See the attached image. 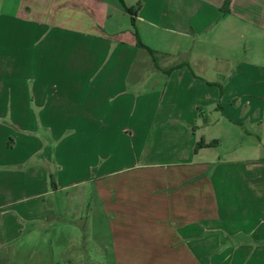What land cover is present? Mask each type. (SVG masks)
Listing matches in <instances>:
<instances>
[{"label":"crops","instance_id":"obj_1","mask_svg":"<svg viewBox=\"0 0 264 264\" xmlns=\"http://www.w3.org/2000/svg\"><path fill=\"white\" fill-rule=\"evenodd\" d=\"M73 219L101 264H264V0H0V264Z\"/></svg>","mask_w":264,"mask_h":264},{"label":"rangeland","instance_id":"obj_2","mask_svg":"<svg viewBox=\"0 0 264 264\" xmlns=\"http://www.w3.org/2000/svg\"><path fill=\"white\" fill-rule=\"evenodd\" d=\"M84 205L89 204V199L87 196L84 197ZM85 215V213H81ZM75 220V219H73ZM71 221V220H70ZM77 223L65 224L63 223L61 229L67 231L69 235V242L67 243L66 250L61 254L60 246L56 245L55 248V260L58 264H68L66 261H78L77 264H80L82 261L85 264H101L102 252L99 250V245L92 240L87 239L86 231L84 232L80 224L84 223V219L78 221ZM84 232V233H82ZM71 259V260H70Z\"/></svg>","mask_w":264,"mask_h":264},{"label":"trees","instance_id":"obj_3","mask_svg":"<svg viewBox=\"0 0 264 264\" xmlns=\"http://www.w3.org/2000/svg\"><path fill=\"white\" fill-rule=\"evenodd\" d=\"M137 46H138L140 49L145 50V51L151 56V58L153 59V62L155 63V66L158 67V65H157V63H156V58H157L158 53H156V52H154V51H152V50L147 49L146 47H144V46H143L142 44H140L139 42H137ZM179 66H181V65H179ZM179 66H178V67H179ZM174 68H176V67H173L172 69H169L168 71H166V74H169V72L172 71ZM203 146H204V144L201 142V143L197 144L196 149L202 148ZM51 181H52V177H51Z\"/></svg>","mask_w":264,"mask_h":264}]
</instances>
